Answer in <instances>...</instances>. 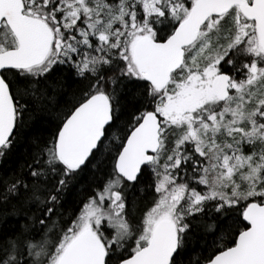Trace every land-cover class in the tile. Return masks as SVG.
Here are the masks:
<instances>
[{"label": "snow or ice", "instance_id": "obj_1", "mask_svg": "<svg viewBox=\"0 0 264 264\" xmlns=\"http://www.w3.org/2000/svg\"><path fill=\"white\" fill-rule=\"evenodd\" d=\"M0 264H264V0H0Z\"/></svg>", "mask_w": 264, "mask_h": 264}]
</instances>
